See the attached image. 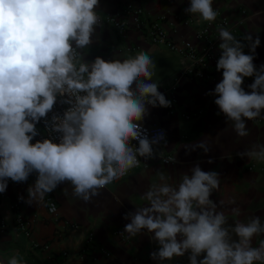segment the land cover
Returning a JSON list of instances; mask_svg holds the SVG:
<instances>
[{"label": "clouds", "instance_id": "1", "mask_svg": "<svg viewBox=\"0 0 264 264\" xmlns=\"http://www.w3.org/2000/svg\"><path fill=\"white\" fill-rule=\"evenodd\" d=\"M212 5L213 0H189L184 11L213 22L218 13ZM99 6L100 0H0V194L9 181L26 183L35 175L27 200L19 197L26 204H42L65 183L76 198L89 203L137 167L140 158L163 155L164 130L150 136L144 126L151 108L172 105L152 81L156 65L151 56L140 52L123 60L86 59V51L100 42ZM218 36L216 70L222 79L206 94L215 97L217 115L231 122L237 136L246 137L247 121L264 118V64L257 68L253 63L260 38L245 34L237 39L225 27ZM245 78H253L248 90L242 86ZM58 104L66 106L62 114L54 111ZM41 123L48 136L36 139ZM196 148L205 154L210 150L205 141L191 150ZM236 155L264 162V144ZM156 176L140 197L146 203L124 215L128 223L121 233L129 238L147 234L157 245L151 260L264 264V239L253 246L254 237L264 236L261 218L229 224L210 198L220 187L219 173L196 163L178 182L170 183L164 171ZM49 211L56 212L55 204ZM231 212L240 215L238 207ZM0 264L25 261L15 252Z\"/></svg>", "mask_w": 264, "mask_h": 264}, {"label": "crops", "instance_id": "2", "mask_svg": "<svg viewBox=\"0 0 264 264\" xmlns=\"http://www.w3.org/2000/svg\"><path fill=\"white\" fill-rule=\"evenodd\" d=\"M124 5L142 9L150 20L164 17L163 29L172 38H184L195 47L202 45L190 28L176 20L194 16L184 11L189 7V0H100L97 11L102 19L114 15ZM212 6L229 21L237 39H242L245 34H252L253 39L259 35L260 46L253 63L257 68L264 64V0H213ZM97 32L100 42L86 51L87 60L98 55L106 60H123L147 52L156 65L152 81L160 85L158 90L164 95L184 66L174 54L151 44L136 31L130 30L125 37H119L111 27L103 25ZM244 51L250 54L247 47ZM221 79L217 76L216 83ZM252 82L253 78H245L242 86L248 90L247 86ZM212 90V86L203 81L178 78L173 92V110L151 108L144 121V125H158L164 129L167 145L162 143L159 150L163 156L172 157L174 162L165 166L155 159L145 168L138 167L100 190L89 203L73 195L70 183L61 184L53 193L56 214L51 216L46 213L44 202L28 205L20 200L14 205V199L21 196L27 200V188L34 183L32 176L26 183L9 181L6 192L0 194V221L5 224V229L0 232V261L19 252L25 264H158L150 259V253L157 245L147 234L134 238H129L126 233L121 235L128 223L123 217L146 203L140 197L151 183L157 181V171H164L169 182L174 183L196 163L202 170L216 171L221 176L220 187L210 198L218 204L217 210L225 213L229 224L247 222L254 216H259L264 223L261 206L264 162L241 159L236 155L252 145L264 144V118L247 121L249 135L237 136L231 122L227 123L223 114L217 115L219 109L214 99L206 94ZM198 111L201 115L197 118L185 119ZM201 141L210 147L207 154L200 148L191 150ZM209 159L213 163L209 164ZM236 207L240 209L239 216L231 212ZM16 217L25 223L24 229L15 224ZM87 234L92 236L93 245L82 258L77 255ZM261 239L264 236L254 237L253 246H258ZM175 261L189 264L186 257L174 258L170 264Z\"/></svg>", "mask_w": 264, "mask_h": 264}, {"label": "built area", "instance_id": "3", "mask_svg": "<svg viewBox=\"0 0 264 264\" xmlns=\"http://www.w3.org/2000/svg\"><path fill=\"white\" fill-rule=\"evenodd\" d=\"M217 13L218 15L213 22H205L202 20L198 21L197 16H190L184 19H176L178 23H181V25L188 27L192 30L195 38L200 40L202 43L200 47L193 46L189 41L184 38H172L171 34H168L163 29V24L165 23L164 17H159L150 20L146 16V13L142 9L137 7L124 5L123 7L119 8L114 15L104 17L101 19V21L102 25L111 27L115 31L116 35H118L119 37H125L128 31L130 30L140 33L151 44L164 47L166 50L174 54L177 59L184 63V66L179 71L178 75L173 78V84L165 92L166 98L172 102V105L171 107L164 109L170 112L175 106V98L173 96V92L175 91V84L178 81V78H187L192 81H203L206 84L212 86L214 90L217 84L216 77H222V72H217L216 70V63L219 59V56L221 55V51L218 47L220 43L218 31L220 27H225L231 32L232 30L230 28L229 21L224 16H222L220 12L217 11ZM209 97L211 99H215V97L213 96ZM65 107L66 106L58 104L54 107V111L62 114ZM200 115L201 111H198L197 113H194L191 116H186L185 119H194ZM50 116L51 113L49 114V117ZM144 126L148 129L150 136L161 129L164 130L158 125ZM37 128L39 129L41 136H38L36 139H42L48 136V133L45 131L43 123L37 125ZM156 159L159 161L160 164L165 166H169L174 162L173 158L169 156L162 155L161 157ZM153 160L155 159L145 161L143 158H140V164L137 167H134L129 170V172L138 167L145 168L148 166V163ZM166 161L167 163H165ZM262 172L264 173V170H262ZM32 180L33 182L35 181V175H32ZM119 180L120 179L116 181ZM56 189L53 192L47 194L44 199V204L48 205L45 206L46 213L51 216H54L56 214V212L52 213L49 211V207L52 204H55L53 193L56 191ZM18 202H20L19 198L14 199V205ZM261 206L264 209V193L261 201ZM14 222L21 229H24L25 223L19 217H16ZM70 227L74 228V226ZM4 229L5 224L3 223V221H0V232H3ZM92 245L93 238L90 234H87L79 248L77 256L82 258L86 257V255L92 248ZM103 254L105 253L103 252ZM172 264H183V262L175 261Z\"/></svg>", "mask_w": 264, "mask_h": 264}, {"label": "trees", "instance_id": "4", "mask_svg": "<svg viewBox=\"0 0 264 264\" xmlns=\"http://www.w3.org/2000/svg\"><path fill=\"white\" fill-rule=\"evenodd\" d=\"M186 260H187V257H186ZM188 261V260H187Z\"/></svg>", "mask_w": 264, "mask_h": 264}]
</instances>
